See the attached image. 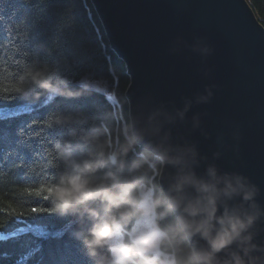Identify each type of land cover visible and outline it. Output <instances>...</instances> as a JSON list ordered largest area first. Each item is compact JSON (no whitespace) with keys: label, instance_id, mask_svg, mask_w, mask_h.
<instances>
[{"label":"trees","instance_id":"16d2710c","mask_svg":"<svg viewBox=\"0 0 264 264\" xmlns=\"http://www.w3.org/2000/svg\"><path fill=\"white\" fill-rule=\"evenodd\" d=\"M248 1L264 24V0ZM36 72L80 94L43 89L31 80ZM129 82L91 0H0V108L24 106L0 114V264H105L107 249L93 256L84 244L101 202L73 201L53 211L54 198L46 191L101 150L115 155L116 163L90 179L96 187L106 173L116 177L119 224L149 213L145 203L152 205V192L142 201L144 184L154 188V208L156 200L167 201L157 180L160 160L142 151L130 131ZM106 183L111 187V180ZM176 219L173 211L163 221L155 216L160 230ZM136 223L124 229V242ZM161 232L166 234L161 251L176 258L175 233Z\"/></svg>","mask_w":264,"mask_h":264},{"label":"water","instance_id":"95a60500","mask_svg":"<svg viewBox=\"0 0 264 264\" xmlns=\"http://www.w3.org/2000/svg\"><path fill=\"white\" fill-rule=\"evenodd\" d=\"M91 3L130 78L125 96L132 137L160 160L158 185L167 201L178 202L176 218H184L183 208L199 195L191 184L181 187L182 178L209 181L210 167L255 185V202L264 211V24L251 3ZM209 90L207 102H198ZM228 203L249 210L238 196ZM253 231L255 242L264 244V215Z\"/></svg>","mask_w":264,"mask_h":264},{"label":"clouds","instance_id":"9594fccd","mask_svg":"<svg viewBox=\"0 0 264 264\" xmlns=\"http://www.w3.org/2000/svg\"><path fill=\"white\" fill-rule=\"evenodd\" d=\"M31 80L45 90L59 91L67 97L80 94L68 88H57L40 72L33 73ZM211 95L209 90L208 96L201 97L198 102H207ZM189 107L186 104L184 110L178 113L181 119ZM130 147H125L122 155L126 156ZM110 163H116V156H106L101 150L93 158L75 165V175L63 178L60 186L46 189L55 201L53 211H64L73 201L98 199L103 206L102 211L92 212L93 223L84 239L90 255L95 256L99 250L107 249L105 264H163L162 260L154 259L152 241L126 239L122 245L119 242L120 193L112 191V188L119 187L116 177L110 172L106 173L96 187L92 186L90 179ZM208 176L209 181L196 180L192 176L182 178L180 186L191 184L199 195L183 208L184 218L173 220L167 229H161H171L175 233L174 246L178 247V254L170 264H264V244L255 242L258 232L253 231L264 215L255 202L259 189L238 175L218 176L214 167L208 169ZM107 180L112 181L111 187ZM237 196L248 205L249 210L239 211L228 203ZM177 206L176 201L156 200L154 212L157 220H166ZM142 218L141 212L138 216L130 217L128 224H119V228L130 230ZM194 240L203 243L198 245L193 243ZM157 247L163 250L166 245L161 242Z\"/></svg>","mask_w":264,"mask_h":264},{"label":"rangeland","instance_id":"374dc122","mask_svg":"<svg viewBox=\"0 0 264 264\" xmlns=\"http://www.w3.org/2000/svg\"><path fill=\"white\" fill-rule=\"evenodd\" d=\"M110 100L114 106H119L118 102L116 100H112V99H110ZM23 107L24 106L0 108V114L16 113V112H19ZM121 117H122V115H121ZM122 119H123V117H122ZM124 125L126 126V124H124ZM140 191H141L140 195L142 197V201H143V194L147 195L146 193L152 192V198H151L152 205H151V202L148 201L149 199H147V203H145V209H147V211H149V213H146V214L143 213V218L139 219L137 221L135 228H133V230L129 233V236H130L131 240L132 239H137V240L147 239V240L152 241V248L155 250L154 259L162 260L163 264H170L174 255L171 254L170 259H169V257H163L159 253V251H158L159 248L157 247V245L160 244L159 241H161V239H162L161 237H163V236L160 233V231L158 230L156 223H155V212H154V204H153L154 188H153V186H147L144 184L140 187ZM141 206L143 208V202H141ZM150 209L152 211V214H151L152 216L150 215ZM143 211H144V208H143ZM117 230L120 233L119 242L122 245L124 243V239H125V232L119 228V225H117ZM167 256H169V255H167Z\"/></svg>","mask_w":264,"mask_h":264},{"label":"crops","instance_id":"0c3cea01","mask_svg":"<svg viewBox=\"0 0 264 264\" xmlns=\"http://www.w3.org/2000/svg\"><path fill=\"white\" fill-rule=\"evenodd\" d=\"M135 228V227H134ZM158 228V227H157ZM124 230V229H123ZM158 230L160 231V233L162 234V236L164 237L165 236V234L163 233V232H161V230L158 228ZM163 237H161V238H163ZM162 240V239H161ZM159 242H161V241H159ZM159 251V253L163 256V257H169V259L171 258V254H168V253H164V252H162L160 249L158 250ZM167 255H169V256H167ZM173 255V254H172ZM173 259H175V256L173 257Z\"/></svg>","mask_w":264,"mask_h":264},{"label":"snow or ice","instance_id":"6c2138e0","mask_svg":"<svg viewBox=\"0 0 264 264\" xmlns=\"http://www.w3.org/2000/svg\"><path fill=\"white\" fill-rule=\"evenodd\" d=\"M25 192L30 195L34 194L32 189H25ZM33 211H37V209H34Z\"/></svg>","mask_w":264,"mask_h":264}]
</instances>
